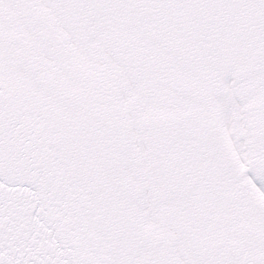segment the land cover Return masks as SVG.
<instances>
[{"label":"snow or ice","instance_id":"6c2138e0","mask_svg":"<svg viewBox=\"0 0 264 264\" xmlns=\"http://www.w3.org/2000/svg\"><path fill=\"white\" fill-rule=\"evenodd\" d=\"M0 264H264V0H0Z\"/></svg>","mask_w":264,"mask_h":264}]
</instances>
